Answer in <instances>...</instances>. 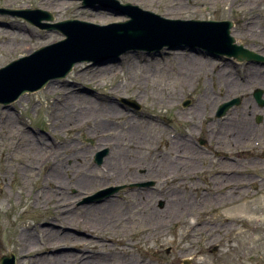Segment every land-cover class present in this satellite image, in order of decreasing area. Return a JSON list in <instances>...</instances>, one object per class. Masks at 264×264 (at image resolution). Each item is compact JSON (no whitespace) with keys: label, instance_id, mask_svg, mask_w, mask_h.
Instances as JSON below:
<instances>
[{"label":"rangeland","instance_id":"rangeland-1","mask_svg":"<svg viewBox=\"0 0 264 264\" xmlns=\"http://www.w3.org/2000/svg\"><path fill=\"white\" fill-rule=\"evenodd\" d=\"M44 1L0 0L1 29L27 36L31 31L38 38L47 32L54 35L52 42L40 44L30 53L13 56L0 63V68L64 39L66 43L57 46L59 54L77 50L80 55L88 52L92 59L75 63L65 77L22 94L8 102L7 107L0 101V120L6 121V125L0 121V177L9 164L8 153L33 156V152L21 146L26 133L48 140L51 146L58 145L61 158L80 150L87 152V156L57 177L52 167L60 154L49 150L46 169L36 168L27 178L20 172L21 165L18 168L16 165L7 173L9 180L1 178L0 263L2 255L14 253L16 264H28L29 259L19 249L23 243L21 231L27 227L33 232L47 229L49 224L56 232L71 231L70 235L77 236L74 243L64 242L63 246L74 244L82 250L99 253L96 260L86 264H184L183 258H191L189 264H264V149L256 147L257 141L264 145V107L256 103L253 95L257 88L264 90V63L214 57L170 37L167 40L182 45L178 49L164 47L163 51L154 49V52L130 49L113 56L114 51L127 46L120 43L121 38L107 43L123 26L102 31L108 35L104 37L101 33L94 40L92 27L69 24L65 34L64 25L47 28L41 24L78 19L109 26L128 21V13L114 8L113 2L107 0L94 1L90 6H85L83 0H73L81 9L109 14V19L102 21L95 19V15L76 16L65 8L58 11ZM118 1L170 19L232 21L231 34L236 42L264 57V0L255 5H251L253 0H195L193 12L185 16L167 15L162 8L148 7L140 0ZM20 9L32 10L37 22L11 13ZM38 11L50 13L53 19ZM102 42L108 46L99 49ZM4 43L0 42V54L6 50ZM56 53L45 54L44 63L54 60ZM205 55L211 59L206 64L190 61L192 56L199 59ZM38 60L42 61L43 55ZM245 64H254L255 71L261 74L243 82L242 77L247 73ZM52 85L59 89L50 93L48 88ZM72 88H76L75 94H83L85 90L92 103L89 110L78 114L82 104L76 95L74 103L66 101L65 92ZM236 97L241 101L217 117L218 104ZM122 98L135 100L140 108L123 103ZM186 99H191L189 107H183ZM7 112L14 116L17 129L23 132L18 138L7 133L10 123ZM259 116L263 118L261 122L257 121ZM102 122L110 125L101 126ZM244 127H250V133L239 137L237 131ZM134 134L144 137L136 146L129 143ZM211 134L226 146L222 150L218 145L219 156L207 154L202 144H207L210 138L214 141ZM199 139L203 142L195 145ZM105 148L108 154L97 164L95 153ZM121 149L124 154L116 160ZM177 153L192 156L182 159ZM178 157L182 161L177 160L182 164L178 173L185 171L184 167L189 168L187 172L166 178L173 168L154 171L161 163L168 164L170 159ZM201 163L206 170L198 173ZM92 166L99 178L95 184L84 185L79 177ZM152 179L160 182H151ZM125 184L128 186L99 199L93 196L110 186ZM110 199L123 205L114 215L96 218L86 214V206ZM245 203L255 209L251 210ZM116 215L126 216L116 226L126 229L119 230L123 242L115 237H100L112 233L97 230ZM89 218L98 219L94 221V229L89 227V222L88 226L83 223ZM106 238L110 239L106 241ZM57 242L51 239L48 246L56 247ZM73 249L72 252H79ZM37 257L30 264L56 262L55 255L46 261ZM81 261L78 259L76 264Z\"/></svg>","mask_w":264,"mask_h":264},{"label":"bare ground","instance_id":"bare-ground-1","mask_svg":"<svg viewBox=\"0 0 264 264\" xmlns=\"http://www.w3.org/2000/svg\"><path fill=\"white\" fill-rule=\"evenodd\" d=\"M44 1V0H42ZM47 4L51 7L56 8L58 11H62V8H65L66 11H70L74 15L78 16H94L95 19L101 18L102 21H105L109 19V14H106L104 11H99V10H90V9H81L78 6L77 1L73 0H45ZM44 1V2H45ZM130 1H135V0H130ZM143 4H145L148 7H160L164 10V12L167 15H190L191 12H193V6L194 3H196L195 0H140ZM259 0H253L251 5H255ZM193 5V6H192ZM193 7V8H192ZM187 9H190L186 11ZM252 25V24H249ZM19 31H22V29H19ZM30 35L27 36L21 32H15L6 28L1 29L0 28V42L5 41L3 45H5V51L3 54H0V63H3L7 60H9L13 56H18V55H23L32 52V50L37 47L40 44H43L45 42H52L54 39V35L52 33H45L42 35V37L37 36V34H33V32L30 31ZM194 54V53H193ZM196 55V54H195ZM190 61H194L196 64L199 62L202 63H208L211 61V59L208 58V56H201V58L198 59L196 56H192L190 58ZM246 66V76L242 77L245 79L246 82L249 77H258L260 71H255L256 66L254 64H245ZM249 74V75H248ZM59 89L58 86L52 85L48 88V91L50 93H53L54 91H57ZM85 91V90H84ZM83 91V94H84ZM76 88L69 89L65 92L66 96V101H69L70 104L74 103V96L80 100L79 102L82 104V107L78 111V114H81L82 111L84 110H89L91 108V101L87 98L86 94H75ZM5 107H7V104H4ZM69 110V108H67ZM113 110V109H112ZM100 112V111H98ZM70 113V110L68 114ZM5 118V117H4ZM70 118H74V115L71 116ZM6 119H9V124L7 125V133L12 137V138H18L19 135H23V132L20 129H17L15 123H14V116L12 114H9L7 112ZM4 125H6V121L0 120ZM102 122L103 125L101 126H106L109 124V122ZM2 125V127H4ZM110 125V124H109ZM131 130L134 129V127L130 128ZM250 127H244L242 131H237V134L239 137H244L246 133H250ZM137 132L140 133L138 130ZM144 140L143 136L139 135H132L131 140L129 141L130 145L136 146L139 143L143 142ZM23 144H21L22 149H27V151H30L33 156L28 158L23 155H17L14 153H8L9 154V164L6 166V170L1 175L0 180H5L6 177L9 180V175L7 174L10 169H13L14 166L21 165V170L20 172L24 173V177H29L30 173H32L33 170L36 168H42L45 167V169L48 167V161L50 160V156L48 155L49 150H51L54 153H59V148L58 145H53L49 143L48 140L44 138H36L34 135H31L30 133H26V138L23 140ZM18 146V144H16ZM179 146V144H178ZM10 148V146L8 145ZM137 149V148H134ZM60 154V153H59ZM124 152H122V149L117 153V158L116 160L119 159L120 156H122ZM62 154L58 155L56 157V162L54 166L52 167V171L55 173L57 177H60L64 172L70 171L72 169L73 165L77 161H82L83 159L86 158L87 152L85 151H76L74 153H71L70 155H65L64 157ZM55 160V159H54ZM68 160L72 161V164L68 165L66 164ZM112 160V159H111ZM178 164V163H175ZM172 168V167H171ZM11 172V171H10ZM75 173V172H74ZM26 175V176H25ZM96 176V177H95ZM104 176V175H103ZM83 179L82 182L83 184H95L96 178H99L97 176V170L94 168V166L90 168H86V172L79 177V179ZM44 182V181H43ZM247 207H249L251 210L255 209L250 203H245ZM256 204V203H255ZM123 205L119 203V201L110 199L107 200L106 202L98 205H89L86 206V214L90 216H94L96 218L100 217H108L111 215H114L116 212L120 210V207ZM1 210V206H0ZM117 216V215H116ZM114 217L111 220L99 225L97 230L103 231V232H111L112 234L104 233V235L100 237H115L117 240L120 242H123L124 240L121 238L123 237V233L120 232L119 230H124L126 231L125 228H117L116 226L124 221L126 219V216H121V217ZM68 218V217H66ZM98 219H92L89 218V220L85 223L88 226L91 224L89 227L91 229H94V221ZM93 222V223H92ZM49 228H39V229H34V232L31 231L30 227L25 228L23 231L20 233L21 241L23 242L22 245H20L19 249L22 255L26 259H29V263L31 260L37 256L40 261H46L51 258L52 255H55L56 262L55 264H76V261L78 259H82L80 264H86L87 262L90 263L91 260H96L97 255L99 253L92 251V250H82L80 247H75L74 244L70 246H63L64 242H70L74 243L77 240V236L75 235H70L71 231L69 233H60L56 232L53 228V225L46 224ZM90 230V229H89ZM144 231L147 230V228H143ZM78 235L83 236L82 233L76 232ZM40 238L41 242L39 241ZM53 240L54 243L57 241V246L52 247L48 246L50 245L49 241ZM57 239V240H55ZM110 238H106V241L109 240ZM73 248L77 249V254L72 252L74 250ZM47 253V254H46ZM38 259H35L36 261ZM20 264V263H18ZM33 264V263H32Z\"/></svg>","mask_w":264,"mask_h":264},{"label":"water","instance_id":"water-1","mask_svg":"<svg viewBox=\"0 0 264 264\" xmlns=\"http://www.w3.org/2000/svg\"><path fill=\"white\" fill-rule=\"evenodd\" d=\"M96 0H84L85 6H90ZM115 1V0H112ZM126 7L124 12L128 13L133 17V20L127 24L119 23L118 26L123 27H134L132 30L127 32L117 31L113 38H111L107 43H111L115 39H120L126 47L113 52L114 55H119L126 52L129 49H146L152 51L154 49L161 50L163 46L167 45L169 49H176L180 45L170 42L168 37L183 42L187 45H191L192 49L199 48L201 50L207 51L213 56H234L239 60H254V61H264V57L245 48L243 45H238L235 38L231 35V28L234 25L232 21H215V20H170L163 19L158 15H154L151 12L143 11L136 5H131L129 3L124 4ZM132 11H135L134 13ZM45 14H49V19H53L52 15L46 11H38ZM12 14L20 15L33 23L37 21L34 20L32 15H35L32 10H16L12 11ZM154 17L157 23H164L168 26L169 32H165L164 29L155 27L156 23H140L142 20H146L147 17ZM151 18V17H150ZM37 20V19H36ZM39 22V21H38ZM69 24H79L87 27H92L95 29H107L109 27H98L97 25H92L85 21H80L76 19H69L56 24H41V26H47L49 28L59 27L64 25L63 31L67 34L66 26ZM131 25V26H130ZM116 27V26H115ZM136 27V28H135ZM153 27V28H151ZM174 33V34H173ZM104 37L108 35L107 32L102 33ZM130 40V41H128ZM142 40L154 42L158 41L157 44L151 45L149 43H144ZM134 41V42H131ZM65 40L59 43L42 48L41 51L51 50L52 54L56 53L59 48L57 46L65 44ZM99 49L105 48L106 42L99 44ZM42 53V52H41ZM40 54V53H38ZM32 57H24L18 61H14L7 67L0 69V74L4 78L0 79V101L11 102L18 99L26 91H35L44 87L48 82L54 78L65 77L73 68L75 63L82 61H90L88 52L80 55L77 50L64 51L62 53H56V58L52 61L43 62L41 64H31ZM96 61V60H95ZM18 74L7 75L10 72L20 70ZM262 91L257 90L255 96L260 103H264L261 97ZM239 99H234L232 101L226 102L222 105L219 114H223L227 111V108L233 104L239 103ZM107 150L102 151L98 154L97 160L101 162L103 156L107 154ZM118 190V188H112L107 191H102L97 193L96 198H101L102 196L109 195L111 192ZM184 264L189 262L183 260ZM1 264H16V256L13 253L4 254L1 257Z\"/></svg>","mask_w":264,"mask_h":264},{"label":"flooded vegetation","instance_id":"flooded-vegetation-1","mask_svg":"<svg viewBox=\"0 0 264 264\" xmlns=\"http://www.w3.org/2000/svg\"><path fill=\"white\" fill-rule=\"evenodd\" d=\"M211 137H213L212 138L214 140L213 142L211 141V138L209 137L210 140H208V143L207 144L202 143L203 142L202 139H199L198 141H195L196 142L195 145H198V144L202 143L203 146H205V148L207 150V152H206L207 154L215 153V156H219L221 154V149L220 150L216 149V148H219L218 145H220V147L222 148V150H223V147L225 148L226 146L223 144V142H222V144L219 143V138L217 136H214L213 134H211ZM210 144H211V146H210ZM213 146H217V147H213ZM180 157H182V159H190L191 158V157L189 158V157H186V156H180ZM177 160L180 163H182V161L179 159V157H178V159H170L169 160V163H172V164H169V163L168 164H162L161 163L154 171H163L165 169H168V168H171L172 167L174 169V171H172L171 173L167 174L168 176H177V175H180L181 173H184L185 171L187 172L189 170V168L188 167H184V170L185 171L178 173L180 171V168L179 167L182 164H180L179 162H177ZM175 161L178 164H175ZM200 167H201V169L204 168L203 163H201ZM232 173L233 174H237L236 172H233V171H232ZM168 176H166V177H168Z\"/></svg>","mask_w":264,"mask_h":264}]
</instances>
